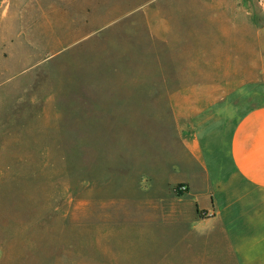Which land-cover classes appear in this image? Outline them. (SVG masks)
I'll use <instances>...</instances> for the list:
<instances>
[{
  "label": "rangeland",
  "instance_id": "rangeland-1",
  "mask_svg": "<svg viewBox=\"0 0 264 264\" xmlns=\"http://www.w3.org/2000/svg\"><path fill=\"white\" fill-rule=\"evenodd\" d=\"M261 1L0 0V264H128L102 217L176 166L175 102Z\"/></svg>",
  "mask_w": 264,
  "mask_h": 264
},
{
  "label": "crops",
  "instance_id": "crops-1",
  "mask_svg": "<svg viewBox=\"0 0 264 264\" xmlns=\"http://www.w3.org/2000/svg\"><path fill=\"white\" fill-rule=\"evenodd\" d=\"M241 26L257 35L234 44L245 53L214 60L207 82L175 102L176 166L160 168L161 179L146 173L101 219L128 237V264H264V17ZM180 184L187 192L177 195ZM106 253L103 264H117Z\"/></svg>",
  "mask_w": 264,
  "mask_h": 264
},
{
  "label": "built area",
  "instance_id": "built-area-1",
  "mask_svg": "<svg viewBox=\"0 0 264 264\" xmlns=\"http://www.w3.org/2000/svg\"><path fill=\"white\" fill-rule=\"evenodd\" d=\"M261 6L264 7V0L261 1ZM175 192L178 194H184L187 192V187L183 184L177 185L175 188Z\"/></svg>",
  "mask_w": 264,
  "mask_h": 264
}]
</instances>
